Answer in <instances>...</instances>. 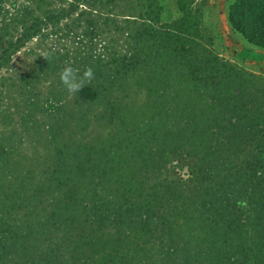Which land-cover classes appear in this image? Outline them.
<instances>
[{"label":"trees","instance_id":"trees-1","mask_svg":"<svg viewBox=\"0 0 264 264\" xmlns=\"http://www.w3.org/2000/svg\"><path fill=\"white\" fill-rule=\"evenodd\" d=\"M165 1L0 0V70L86 15L85 43L24 77L71 68V104L50 86L0 114V264H264V79L210 48L195 0H168L172 18ZM120 5L122 21L93 15ZM226 19L264 50V0H230Z\"/></svg>","mask_w":264,"mask_h":264},{"label":"rangeland","instance_id":"rangeland-1","mask_svg":"<svg viewBox=\"0 0 264 264\" xmlns=\"http://www.w3.org/2000/svg\"><path fill=\"white\" fill-rule=\"evenodd\" d=\"M229 1L230 0H195L194 10L199 15V25L202 34L208 38L210 48L218 54L220 58L256 77L264 79V50L251 48L243 39L233 33L226 19V6ZM49 2L54 6L62 3L61 0H46V3ZM165 5V17H174L175 11L168 0L165 1ZM42 8V10H44L45 6ZM82 9H85V7H82ZM94 9L93 15L97 16V21L106 17L111 18V15H118L116 20L122 21L126 15L131 13V11H128L126 5H120L114 8L113 6L102 8L95 7ZM34 16L41 17L40 13L36 12ZM85 17V14L81 16L73 14L67 20L62 21L59 27L48 26L47 29H44L38 36L27 42L13 54L10 63L6 65L4 69L0 70V99L6 104L4 107L0 108V114L4 112L5 117V113H7L6 110H10V114H13L12 120L17 121L16 114L18 111H22L24 106L22 98L25 96L26 100H30L31 97H33V93H36L38 96L40 93L41 96L45 97L47 96L50 86H53L58 92L64 90L66 96H61V100L64 99L71 104L73 92H69L65 84L60 80V75L51 74L49 70H46L48 72L38 73V77L34 83H28L24 77L28 76L33 70L42 72L38 64L45 62L44 57L50 54L49 52L57 50L56 52L62 56L65 52L70 53L74 51L77 46L72 42L73 39L69 35L74 34L79 36L80 40L85 43V39L81 38V34L84 33L85 28L82 29L77 27V25L71 24L72 22L78 23V20H84ZM80 25L84 26L83 24ZM99 32L101 43L103 42L110 45L111 40L117 41L120 39L119 35L114 33L112 24L106 27L101 25ZM54 45H57V47H53ZM2 47H5L4 41H0V48ZM132 91L134 92V90ZM135 93L136 95H134V97L138 98V100H142L138 91ZM50 104L52 103H49V107H51ZM6 121L9 122L7 119ZM5 130V128L0 126L1 135L4 137L3 132H5L8 137L9 134ZM18 135L20 139H23L22 148H29L27 144L29 138H26L24 135L21 136L19 133Z\"/></svg>","mask_w":264,"mask_h":264},{"label":"clouds","instance_id":"clouds-1","mask_svg":"<svg viewBox=\"0 0 264 264\" xmlns=\"http://www.w3.org/2000/svg\"><path fill=\"white\" fill-rule=\"evenodd\" d=\"M72 69L64 68L60 74L61 81L65 84L69 92L78 91L81 87V83L73 82L74 78L71 77ZM92 75V70L89 68L85 71V76L90 77Z\"/></svg>","mask_w":264,"mask_h":264}]
</instances>
